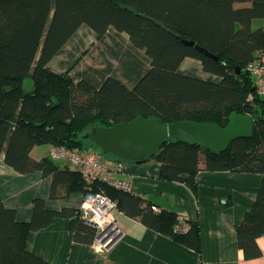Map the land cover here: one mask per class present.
<instances>
[{
	"label": "trees",
	"instance_id": "16d2710c",
	"mask_svg": "<svg viewBox=\"0 0 264 264\" xmlns=\"http://www.w3.org/2000/svg\"><path fill=\"white\" fill-rule=\"evenodd\" d=\"M263 17L264 0H0V155L17 173L51 177L50 198L57 199L72 192L85 194L88 187L78 172L59 169L49 158L34 160L30 153L36 146L84 150L83 139L95 127L109 128L136 118L225 128L233 114L250 116L252 137L235 140L220 153L169 138L157 152L135 163L153 160L160 164L162 180L181 182L192 190L201 170L260 174L256 199L236 227L244 258L259 257L256 240L264 235V98L255 95L245 67L264 55V30L254 27ZM82 25L98 37L113 28L149 58V71L133 89L113 78L94 88L47 68ZM183 42H194L217 60ZM185 58L199 61L203 71L220 82L179 74ZM25 80L31 81L30 92L23 87ZM92 188L104 190L128 216L200 251L196 224L184 219L187 230H175V214H153L149 207L131 211L124 203L132 196L125 191L103 182ZM56 218L70 220L75 242L94 243L97 231L83 222L79 210L49 211L43 200L36 199L31 221L23 224L0 199V264H49L28 252L25 241L28 233Z\"/></svg>",
	"mask_w": 264,
	"mask_h": 264
},
{
	"label": "crops",
	"instance_id": "0c3cea01",
	"mask_svg": "<svg viewBox=\"0 0 264 264\" xmlns=\"http://www.w3.org/2000/svg\"><path fill=\"white\" fill-rule=\"evenodd\" d=\"M264 30V17L255 22ZM47 68L65 74L74 82L86 81L99 88L107 78H113L127 89H133L150 69V60L136 49L125 34L113 28L98 37L86 25L80 26L48 62ZM181 75L219 83L220 78L202 69L199 61L185 58L178 68ZM56 148L40 145L32 149L34 160L49 158L59 169L78 172L65 160L52 159ZM107 161L116 162L106 157ZM123 169L112 173V179L129 185L125 207L131 211L149 207L153 214L166 211L181 217L187 224L199 227L200 251L195 252L170 237L144 225L117 210L112 217L121 235L106 249L94 241L91 245L74 241L70 220L56 218L53 222L26 236L25 247L49 264H264V235L256 240L260 256L245 259L238 248L236 227L251 209L261 186L262 176L231 171L201 170L195 175L193 190L181 182L160 178V164L150 160L143 163L122 161ZM51 177L41 172L20 174L7 166L0 155V199L5 208L13 210L16 220L29 223L33 201L43 200L46 210H80L83 192L51 199ZM134 199L141 204L137 206ZM115 202V201H114ZM116 203V202H115ZM117 206V203H116ZM157 210L154 211L152 208ZM175 230L186 231L181 222Z\"/></svg>",
	"mask_w": 264,
	"mask_h": 264
},
{
	"label": "water",
	"instance_id": "95a60500",
	"mask_svg": "<svg viewBox=\"0 0 264 264\" xmlns=\"http://www.w3.org/2000/svg\"><path fill=\"white\" fill-rule=\"evenodd\" d=\"M206 57L217 60L194 42H183ZM240 71H238L239 73ZM25 91L32 90L30 80H25ZM253 119L247 115L233 114L225 128L213 123L180 121L166 124L157 118H136L127 124H116L109 128L95 127L85 135L102 153L117 159L137 162L157 152L162 142L173 139L190 146H198L210 152L220 153L231 142L251 138Z\"/></svg>",
	"mask_w": 264,
	"mask_h": 264
},
{
	"label": "built area",
	"instance_id": "2783aa9c",
	"mask_svg": "<svg viewBox=\"0 0 264 264\" xmlns=\"http://www.w3.org/2000/svg\"><path fill=\"white\" fill-rule=\"evenodd\" d=\"M245 71L253 80L255 95L264 98V55H258L249 62ZM54 160H67L78 171L88 190L84 194V202L79 210L85 224L97 231L95 243L102 249L110 247L121 235L112 215L117 210L116 203L111 200L104 190H93L95 182H103L109 186L128 191L129 185L112 179V173L123 169L122 161H107L106 156L99 150H81L57 147L52 153ZM152 210L156 211L155 207ZM183 219L178 218V225Z\"/></svg>",
	"mask_w": 264,
	"mask_h": 264
},
{
	"label": "rangeland",
	"instance_id": "374dc122",
	"mask_svg": "<svg viewBox=\"0 0 264 264\" xmlns=\"http://www.w3.org/2000/svg\"><path fill=\"white\" fill-rule=\"evenodd\" d=\"M83 148H84V150H89V149H95V146L92 144V142L89 139L84 138L83 139ZM107 157L115 158L114 156H111V155H107Z\"/></svg>",
	"mask_w": 264,
	"mask_h": 264
}]
</instances>
